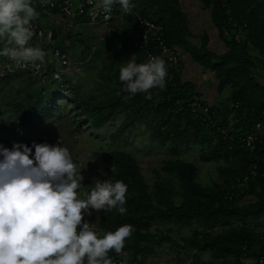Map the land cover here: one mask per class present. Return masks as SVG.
<instances>
[{"label":"trees","instance_id":"obj_1","mask_svg":"<svg viewBox=\"0 0 264 264\" xmlns=\"http://www.w3.org/2000/svg\"><path fill=\"white\" fill-rule=\"evenodd\" d=\"M98 1L94 0L96 6ZM199 1L210 11L211 24L225 47L223 52L209 48L206 32L196 35L189 30L188 18L179 0H131L134 6L127 14L115 4L107 18L99 16L95 24L90 23L85 14L87 10L79 17H69L55 5L33 2L38 13L34 23L52 35L49 43L30 42L45 51L41 68L36 74L18 69L0 76V118L3 113L13 111L21 115L23 122H43L57 119L60 106L68 105L78 117L77 126L87 122L91 131L100 129L115 116L121 118L117 126L112 124L114 129L107 135L117 145L130 134L141 132L143 146L167 145L174 155L161 162V171L166 177L162 178L155 170L153 173L159 180L150 187L131 153L120 149L94 153L97 159L109 163L108 178L122 180L127 185L124 205L127 211L121 214L115 208L107 212L101 209L96 220V231L101 235L122 224L133 226L121 252L108 253L115 264L140 263L161 244L193 250L192 264L264 262V232L253 227L264 219V0ZM57 17L66 23V32L61 26L46 29L39 24L42 19ZM138 17L161 28L165 47L177 59L175 66L155 49L154 42L141 46L144 30L138 27ZM116 19H121L127 27L125 31L121 26L124 33L120 35L112 30ZM81 25L95 26L92 40L96 36L94 32L101 29L100 34L104 36L103 30L107 28L108 35L118 41L113 48L109 47L112 41L101 40L102 45L94 50L100 66L86 67L88 71L96 69L100 81L91 92L81 90L67 75L65 71L70 63L68 67H60L63 71L58 81L52 80L59 68L52 55L54 49L65 54L69 62L66 42L71 39L72 29ZM63 33L66 40L62 38ZM75 41L83 45L78 52L83 60L87 59L85 54L92 49L88 39L79 36ZM127 54L135 55L138 63L147 62L149 54H159L165 61V87L150 89V98L144 93L129 96L118 78ZM183 56L212 74L218 96L224 97L227 110L200 100L196 86L182 77ZM0 60L9 61L2 56ZM113 61L115 64H111ZM36 80L41 83L40 87L21 94L33 87ZM54 84L55 90L51 89ZM253 133L257 140L250 151L241 139ZM42 140V136H37L22 143L30 146L33 141ZM13 143L17 142L0 139V145L8 148ZM187 145L205 146L199 155L201 161L223 163L217 169L215 183L200 184L197 166L176 156V149ZM253 171L255 175L239 186L238 178ZM172 178L176 180L177 190L172 187ZM84 219L90 222L91 214H86ZM193 224L201 229L181 241L170 236V229L159 228ZM205 254L208 260L202 259Z\"/></svg>","mask_w":264,"mask_h":264},{"label":"clouds","instance_id":"obj_2","mask_svg":"<svg viewBox=\"0 0 264 264\" xmlns=\"http://www.w3.org/2000/svg\"><path fill=\"white\" fill-rule=\"evenodd\" d=\"M46 3L47 0H42ZM118 4L127 14L131 0H100L107 14ZM33 0H0V56L18 65L43 61L45 51L32 43L38 13ZM123 60L119 80L129 96L165 87V61L160 56L138 63ZM83 176L60 142L0 145V264H114L109 251L121 252L133 226L97 232L84 219L91 210L127 209L122 180L93 178L81 195ZM122 264H127L126 261Z\"/></svg>","mask_w":264,"mask_h":264},{"label":"rangeland","instance_id":"obj_3","mask_svg":"<svg viewBox=\"0 0 264 264\" xmlns=\"http://www.w3.org/2000/svg\"><path fill=\"white\" fill-rule=\"evenodd\" d=\"M121 19H116L114 21V30L120 35L124 33L127 27H125ZM41 26L46 29H53L55 27L61 26L63 31L66 32L64 23L62 20L57 18H48L42 19L39 22ZM121 26H124V30ZM69 27L72 28V24H69ZM95 26L92 25H81L74 27L72 29V34L70 36V41H67L69 45L67 49V54L69 57V69L65 72L69 77L75 81L77 87L81 88L83 91H90L96 86V82H99V73L95 69L94 71H88L87 65H94L98 68L99 59L93 55L94 50L98 46L102 45L101 40L109 39L112 41V44H109V47L116 46L118 41L112 36L108 35V29H102L104 31V36H101V29L94 32L96 36L91 35L95 30ZM84 37L88 39L89 48H92L87 55V59L83 60L82 56L78 51H82L83 45H79L75 38ZM62 38L65 40V33H63ZM73 39V40H72ZM103 48V47H102ZM114 48V47H113ZM101 49V48H99ZM104 49V48H103ZM80 55V56H79ZM126 57V56H125ZM131 55L123 59L127 60ZM90 59V63L87 61ZM111 64H115L113 61ZM100 66V65H99ZM58 67V66H57ZM1 69V67H0ZM56 84V83H55ZM51 89L55 90L54 87ZM41 86L37 80L33 87H29L27 91H21V94H28V91L38 88ZM48 87V86H46ZM91 92V91H90ZM60 111L56 114L57 119L46 120L43 122L38 121H28L23 122L22 117L19 113L13 111H7L1 115L0 118V139H3L7 142H17L22 143L27 140H32L37 138V136H42V142L49 144H57L60 142L64 147H66L73 159V162L76 165L77 170L81 172L83 180L81 181L80 188L77 189L78 193L82 194L88 191L92 187L93 178H99L101 180L107 179V172L110 169L109 163L107 161H101L97 159L94 155L96 151L109 150V149H120L131 153L141 168V172L149 184L150 187L153 186L155 181H158V177L153 173L155 170L160 173L162 178H165V174L161 171L162 160L167 158H173L172 153L169 151L168 146L159 147L154 145L143 146V140L141 132L130 134L128 138L121 141L118 145L117 143L111 142L107 135L114 129L112 127L113 123H116L117 126L120 123L121 118L115 116L112 121L104 124L100 129L91 131L87 122H82L77 126V116L74 113V109L71 106H60ZM136 130V129H135ZM133 132V131H132ZM63 137V140L61 139ZM146 137V136H145ZM41 142V143H42ZM155 144V143H151ZM153 146V147H152ZM205 146L200 145H187L179 146L176 149L177 157L194 163L198 168V182L202 185H211L217 181V169L222 166V162H203L199 159L200 153L203 151ZM172 180V187H176V180ZM177 190V189H176ZM100 215V210L91 211L92 219H89L92 223L93 228L96 230V220ZM253 227L264 232V219L253 224ZM160 229L166 231L170 229V236L181 241L183 237L191 236L194 230H200L201 227L197 224H193L189 227H180V226H159ZM155 226L152 227L154 231ZM193 250L188 249L185 246L172 247L166 244H161L157 246L154 250V253L136 264H192L193 262ZM203 260H208L209 256L207 254L202 256ZM232 264L233 261H232Z\"/></svg>","mask_w":264,"mask_h":264},{"label":"built area","instance_id":"obj_4","mask_svg":"<svg viewBox=\"0 0 264 264\" xmlns=\"http://www.w3.org/2000/svg\"><path fill=\"white\" fill-rule=\"evenodd\" d=\"M203 1H211V0H203ZM33 2H36L39 5L42 6H57L63 14L69 17H79L80 15L84 14V11L87 10L85 13L86 16L88 15V18L90 19L91 24H95L96 18L99 16H102L104 19L107 18V15L102 7L96 6L94 0H47L46 3H43L42 0H33ZM115 5V4H114ZM113 5V6H114ZM112 6V7H113ZM104 21V20H102ZM138 27L143 29V35L140 40L141 46H146L149 42H154L156 44L155 49L159 51V53L164 56L167 61L172 65H176V57L175 55L170 52L164 45L163 40L161 39V28L159 26L153 25L151 23H148L146 20H143L141 18H137ZM52 35L50 31H45L43 29L38 28V26L34 23V37L33 40L41 43L43 41H46L47 43L51 42ZM53 58L58 63V70H56L52 75V80L58 81L60 79L61 72L63 71V68L60 67H68L69 62L67 59V56L65 54H61L59 50L53 51ZM159 56V54H149L148 59L150 57ZM42 63V61H40ZM40 62H37L36 64H31L28 66H22L18 65L14 62H11L10 60L4 63L2 60H0V67L3 70V73L0 74L2 76L4 73H15L16 70H28L32 71L33 73H38L41 65ZM5 71V72H4ZM249 134L246 137L242 138L243 145L248 148L250 151L254 149V142L257 140L256 135ZM255 175L254 171L250 174H244L241 175L238 178V185L244 186L248 179ZM115 264V262H114ZM259 264H264L260 260Z\"/></svg>","mask_w":264,"mask_h":264},{"label":"crops","instance_id":"obj_5","mask_svg":"<svg viewBox=\"0 0 264 264\" xmlns=\"http://www.w3.org/2000/svg\"><path fill=\"white\" fill-rule=\"evenodd\" d=\"M179 2L188 18L189 30L196 35L206 32L209 36V48L223 52L225 47L223 42L218 39L216 30L211 24L209 9L204 8L199 0H179ZM96 3L100 5V0ZM5 46H7V41L0 42V47ZM127 55L129 57L131 54ZM182 58V77L185 81L196 86L200 100L207 104L220 105L227 110L228 106L225 104L224 97L218 96L217 82L213 79L212 74L202 70L188 56Z\"/></svg>","mask_w":264,"mask_h":264}]
</instances>
